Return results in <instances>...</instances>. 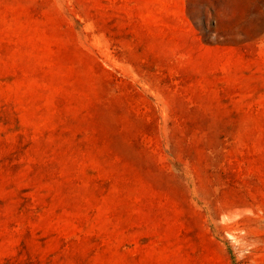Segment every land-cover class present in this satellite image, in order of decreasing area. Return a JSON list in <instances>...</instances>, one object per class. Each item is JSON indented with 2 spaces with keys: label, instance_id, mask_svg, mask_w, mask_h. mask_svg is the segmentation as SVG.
I'll return each mask as SVG.
<instances>
[{
  "label": "rangeland",
  "instance_id": "1",
  "mask_svg": "<svg viewBox=\"0 0 264 264\" xmlns=\"http://www.w3.org/2000/svg\"><path fill=\"white\" fill-rule=\"evenodd\" d=\"M0 264H264V0H0Z\"/></svg>",
  "mask_w": 264,
  "mask_h": 264
}]
</instances>
